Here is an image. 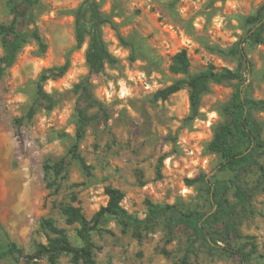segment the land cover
Wrapping results in <instances>:
<instances>
[{"label":"rangeland","instance_id":"obj_1","mask_svg":"<svg viewBox=\"0 0 264 264\" xmlns=\"http://www.w3.org/2000/svg\"><path fill=\"white\" fill-rule=\"evenodd\" d=\"M14 1L0 0V23L12 20ZM83 1L38 0L31 15L22 13L17 20L21 31L35 29L45 48L28 36L0 75V246L12 240L23 252L19 258L0 254V264H50L46 257H30L52 236L40 224L48 217L79 245L78 223L62 209L72 205L90 219L107 201L106 185L123 192L120 205L127 213L144 218L146 199L212 213L216 203L207 191L225 182L221 195L234 211L208 222L216 244L247 250L251 241L257 252H264V182L253 167L243 174L248 199L240 208L232 197L234 172L220 170L219 155L208 148L215 128L226 120L223 108L236 85L247 97L262 101L253 115L264 139V25L260 42L243 43L250 66L242 69V80L210 82L195 117L189 116L187 86L166 99L154 97L157 89L209 65L234 69L239 56L229 50L264 24V14L258 13L264 0H95L116 25L104 22L100 30L117 59L96 75L88 73L84 58L88 36L81 47L75 42L76 13ZM5 40L0 34V55ZM182 48L189 57L188 73H172L171 57ZM66 59L64 75L43 83L53 101L48 107L36 99V82L44 70ZM86 78L96 105L89 109L78 150L89 173L68 152L77 123L73 85ZM62 157L61 168L46 167ZM259 160L264 164L263 155ZM200 175L207 184L196 180ZM164 219L159 217L138 241L115 216L103 217L91 232L99 247L94 249L97 264H173L183 257L186 264H240L218 246L197 240L189 247L192 231L181 224L168 234ZM56 264L73 263L61 253ZM246 264H264V258L253 254Z\"/></svg>","mask_w":264,"mask_h":264},{"label":"trees","instance_id":"obj_2","mask_svg":"<svg viewBox=\"0 0 264 264\" xmlns=\"http://www.w3.org/2000/svg\"><path fill=\"white\" fill-rule=\"evenodd\" d=\"M38 0H16L12 2L10 11L13 15L12 20L8 24L0 23V34L6 36V40L2 44L3 52L0 55V75L7 67H10L16 58L17 52L28 36L34 37L40 44L42 49L45 44L35 29H27L21 31L18 28L17 20L22 13L31 15L33 7ZM89 12L88 18L85 17ZM258 13L264 14V4L258 9ZM87 16V15H86ZM250 20H257L251 17ZM108 22L116 29V25L105 17L98 9L95 0H84L76 13L75 19V42L76 47H81L85 36H88V44L85 49L84 58L88 66V73L96 75L100 73L105 64H115L117 59L108 51L107 45L101 36L100 24ZM263 22L247 37L242 39L240 43L229 52L239 56L237 65L234 69L220 68L216 69L213 65L200 70L197 73L189 75L185 79H176L170 84L157 89L154 93L156 99H166L169 95L180 90L183 86L188 88V100L190 108V117L198 114V107L201 96L207 90L210 82H221L222 80H242V69H249V61L247 59L245 45L249 40L260 42L263 32ZM119 40L125 43V39L118 35ZM189 57L185 48L176 51L169 64L172 73L187 74L189 70ZM69 67L66 59L62 64L55 65L44 70L36 82V99L46 101L47 106L53 104L52 98L48 92L43 89V83L48 79H57L64 75ZM74 93L78 94L76 104L77 123L75 129V138L69 148L70 155L77 159L86 172L89 173V166L85 163L81 156L78 145L84 135V129L89 122V109L96 105V100L91 92L89 79H82L73 85ZM262 101L247 97L243 94L241 86L236 85L229 101L224 106L223 111L226 120L220 123L214 130L208 148L219 155V168L230 169L234 175L230 179L232 188V197L235 199L236 205L244 208L248 199V193L242 184V176L250 168H255L259 177L264 182V164L259 160L260 156H264V139L262 137V128L260 122L254 117L253 110L260 108ZM28 114H32L31 110ZM64 164L62 157L54 163V165H46V167L59 169ZM202 184H207L204 175L196 178ZM227 184L221 182L219 186L208 189L209 199L216 203V209L209 211H199L196 209L182 210L176 205L154 203L149 199L145 200L147 213L144 218H137L127 213L120 205L124 196L123 192L113 186L106 185L104 193L107 196L105 205H102L90 219H87L77 207L65 205L62 209L64 215L71 222H77L78 227L75 234L80 242L74 245L64 229L57 227L52 218H44L41 220V226L46 229L52 236L48 237L45 244L36 247L31 258L46 257L50 264H56L57 258L61 253L70 255L73 264H97L94 257V249H98L92 239L91 232L98 229L103 217L113 215L118 219L122 229L130 230L132 235L141 241L143 233L150 230L157 222L159 217H165V225L168 234L174 227L183 224L189 228L194 234V240H191L189 247L199 240L207 245L221 248L227 256H236L239 258L240 264L249 262L253 254L264 258V252H257L254 242L249 241L250 248L245 249L244 245L234 247L229 244L217 245L209 230L208 222L217 221L224 215H229L234 211L229 200L221 195V190L226 188ZM233 232L234 225H231ZM0 254L12 255L15 258L23 256L21 248L17 244L8 240L5 246H0ZM185 257L173 264H186Z\"/></svg>","mask_w":264,"mask_h":264}]
</instances>
